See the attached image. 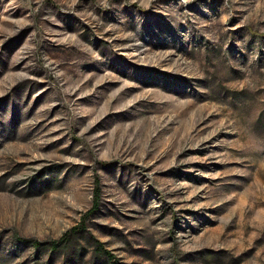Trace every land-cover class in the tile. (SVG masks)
Returning <instances> with one entry per match:
<instances>
[{
    "label": "rangeland",
    "instance_id": "obj_1",
    "mask_svg": "<svg viewBox=\"0 0 264 264\" xmlns=\"http://www.w3.org/2000/svg\"><path fill=\"white\" fill-rule=\"evenodd\" d=\"M97 242L264 264V0H0V264Z\"/></svg>",
    "mask_w": 264,
    "mask_h": 264
},
{
    "label": "trees",
    "instance_id": "obj_2",
    "mask_svg": "<svg viewBox=\"0 0 264 264\" xmlns=\"http://www.w3.org/2000/svg\"><path fill=\"white\" fill-rule=\"evenodd\" d=\"M99 196H100L99 190H97V194H96L95 199H94L93 207L90 210L89 214H93L99 210V207H100ZM82 231H84L83 224L80 227L75 228L72 231H70V233L65 234L64 237H62V239L60 241H53V242H49V243H41V242H36V241L35 242L23 241V242L32 243L33 246L39 250L45 249L51 253H60L63 250H65L67 248V246L69 245L70 240H71V235L75 234V233H80ZM96 246H97L96 251L98 253L104 254L107 257L110 264H119L118 262L114 261L115 258L112 257V255L109 251H106L102 248L103 246L101 245V243L97 242Z\"/></svg>",
    "mask_w": 264,
    "mask_h": 264
}]
</instances>
